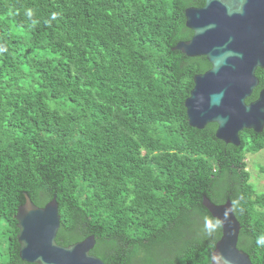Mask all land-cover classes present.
Here are the masks:
<instances>
[{"label": "trees", "instance_id": "obj_1", "mask_svg": "<svg viewBox=\"0 0 264 264\" xmlns=\"http://www.w3.org/2000/svg\"><path fill=\"white\" fill-rule=\"evenodd\" d=\"M205 0H0V264L20 257L16 215L27 192L57 197L56 241L94 235L106 264H211L222 236L203 205L231 200L238 246L264 264V192L241 146L217 124H189L185 101L205 56L173 48L194 32L186 9ZM264 88V69L256 72Z\"/></svg>", "mask_w": 264, "mask_h": 264}, {"label": "water", "instance_id": "obj_2", "mask_svg": "<svg viewBox=\"0 0 264 264\" xmlns=\"http://www.w3.org/2000/svg\"><path fill=\"white\" fill-rule=\"evenodd\" d=\"M186 26L194 34L173 48L188 57L205 56L211 69L194 78L185 101L189 124L203 130L217 124L216 136L226 144L241 146V133L264 130V88L247 103L264 69V0H205L203 7L186 9ZM18 209L20 257L34 264H106L91 254L94 235L67 247L57 243L61 215L57 197L44 207L24 193ZM204 207L222 227L211 264H253L238 246L241 223L230 199L221 204L203 198Z\"/></svg>", "mask_w": 264, "mask_h": 264}, {"label": "rangeland", "instance_id": "obj_3", "mask_svg": "<svg viewBox=\"0 0 264 264\" xmlns=\"http://www.w3.org/2000/svg\"><path fill=\"white\" fill-rule=\"evenodd\" d=\"M247 163L252 184L257 191L264 192V149L259 153H249Z\"/></svg>", "mask_w": 264, "mask_h": 264}, {"label": "clouds", "instance_id": "obj_4", "mask_svg": "<svg viewBox=\"0 0 264 264\" xmlns=\"http://www.w3.org/2000/svg\"><path fill=\"white\" fill-rule=\"evenodd\" d=\"M259 242H260V243H264V236H262V237L259 239Z\"/></svg>", "mask_w": 264, "mask_h": 264}]
</instances>
